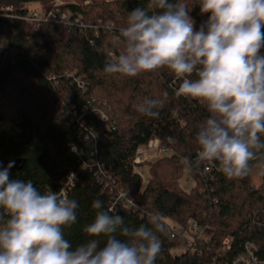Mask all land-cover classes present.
Segmentation results:
<instances>
[{
	"label": "trees",
	"instance_id": "obj_1",
	"mask_svg": "<svg viewBox=\"0 0 264 264\" xmlns=\"http://www.w3.org/2000/svg\"><path fill=\"white\" fill-rule=\"evenodd\" d=\"M57 1L0 0V168L14 162L10 175L31 179L42 192H57L60 182L77 175L67 191L79 204L77 222L65 229L73 246L88 239L82 229L94 218L91 205L99 199L133 227L147 225L153 216L163 223L156 264H232L247 242L263 255L264 176L255 186L251 173L230 180L216 165L205 173L212 163L183 171L182 157L195 160V133L205 108L176 98L179 81L166 69L132 78L103 73L108 56L123 50L113 46V38L128 13L147 0H62L68 6L54 5ZM184 2L199 29L210 14L202 15L196 0ZM30 3L45 5L41 21L28 19ZM51 13L70 21L60 23ZM164 92L169 95L159 118L136 111L145 96ZM154 139L169 153L136 165L137 150ZM184 175L194 181L189 192L180 185ZM189 220L209 243L201 254H174L184 244L171 237V227H185ZM227 237L232 246L223 251Z\"/></svg>",
	"mask_w": 264,
	"mask_h": 264
},
{
	"label": "clouds",
	"instance_id": "obj_2",
	"mask_svg": "<svg viewBox=\"0 0 264 264\" xmlns=\"http://www.w3.org/2000/svg\"><path fill=\"white\" fill-rule=\"evenodd\" d=\"M210 14L199 29L184 0H147L132 9L113 38L121 47L103 73L132 78L161 69L179 81L176 98L196 100L207 116L197 126L195 160L183 171L212 163L227 179L244 178L264 161V0H196ZM145 96L136 111L157 119L168 98ZM0 168V264H156L162 252L156 217L133 227L114 210H96L73 246L65 229L77 222L78 202L62 188L42 192L31 179ZM100 238L104 239L101 246Z\"/></svg>",
	"mask_w": 264,
	"mask_h": 264
},
{
	"label": "built area",
	"instance_id": "obj_3",
	"mask_svg": "<svg viewBox=\"0 0 264 264\" xmlns=\"http://www.w3.org/2000/svg\"><path fill=\"white\" fill-rule=\"evenodd\" d=\"M49 17L57 19L60 23H68L70 17L63 14L56 16L51 13ZM31 21H41L42 18H38V14H30L28 18ZM109 28V27H108ZM264 54V51H261ZM169 153V149L160 144L157 139L151 140L148 145L140 147L136 152L135 164L140 165L145 162H151L158 159L163 154ZM214 164H208L205 167V173L211 172ZM77 181V175L72 174L66 180L60 182V185L67 192ZM126 197L125 193L120 194V198ZM132 203H128V207L131 208ZM171 237L179 238L182 240L184 247L181 249L182 252L189 251L192 254H201L205 249V245L209 243V237L205 234L204 230L194 220H189L185 227L173 225L171 227ZM232 238L227 237L222 243L223 251L230 250L232 246ZM232 264H264V254L262 255L259 251V247L252 242H247L244 245L243 251L233 260Z\"/></svg>",
	"mask_w": 264,
	"mask_h": 264
},
{
	"label": "rangeland",
	"instance_id": "obj_4",
	"mask_svg": "<svg viewBox=\"0 0 264 264\" xmlns=\"http://www.w3.org/2000/svg\"><path fill=\"white\" fill-rule=\"evenodd\" d=\"M56 6H66L67 3L60 0L54 3ZM70 5V4H68ZM67 5V6H68ZM28 9V12L30 14L36 13L38 14V18H43L45 15V5L42 3H30L25 6ZM71 13V12H70ZM157 160V159H155ZM153 160V161H155ZM151 161V162H153ZM148 163V162H147ZM264 176V161H262L260 164H258V167L254 168V170L251 172V179L255 186H260L262 184V177ZM181 188L189 192L190 189L194 186V181L190 178L188 175H184L182 180L180 181ZM174 254H181L182 251L177 250L173 252Z\"/></svg>",
	"mask_w": 264,
	"mask_h": 264
}]
</instances>
